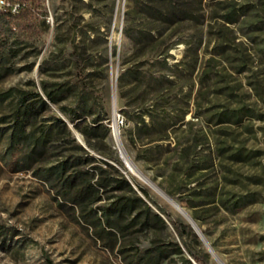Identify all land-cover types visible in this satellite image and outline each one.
<instances>
[{"label": "rangeland", "instance_id": "1", "mask_svg": "<svg viewBox=\"0 0 264 264\" xmlns=\"http://www.w3.org/2000/svg\"><path fill=\"white\" fill-rule=\"evenodd\" d=\"M5 1L0 264H133L138 250L153 240L183 243L173 220L195 234L186 239L197 256L220 264L186 216L126 165L112 127L114 91L119 135L138 168L172 193L225 264H264V0H188L194 18L175 23L150 19L145 4L152 0ZM42 80L64 84L59 104L108 111L107 143L123 166L114 164L135 187L148 189L166 225L146 227L141 216L114 230L96 219V208L121 192H103L101 201L81 209L58 191L56 179L40 175L64 158L62 148L29 159L10 133L18 90L43 95ZM140 97L155 101L160 113L154 129L132 141L129 116ZM165 110L170 133L162 138ZM52 113L63 116L50 103V110L39 109L38 123H47ZM185 254L200 264L186 249Z\"/></svg>", "mask_w": 264, "mask_h": 264}, {"label": "trees", "instance_id": "2", "mask_svg": "<svg viewBox=\"0 0 264 264\" xmlns=\"http://www.w3.org/2000/svg\"><path fill=\"white\" fill-rule=\"evenodd\" d=\"M146 3V13L152 20L175 23L194 18V8L188 0H152ZM9 13L11 14V10ZM74 47V51L77 52V46ZM163 59L167 67V55ZM169 75L170 72L165 73L166 81H172ZM124 78L125 72H122L119 76L120 85L123 84ZM32 85L35 86V83L32 82ZM41 88L43 95L34 89L18 90V103L11 112L14 119L10 133L12 141L18 140V143L27 150L29 159L39 157L37 159L41 160L49 155L52 148H62L60 155L64 158L45 166L42 169L44 172L40 175L44 174L48 181L56 179L59 183L58 191L81 209L101 201L103 192L110 190L121 192L110 196L106 204L96 208L97 212L101 211V215L96 214V219L114 230L122 229L120 225L126 219L130 220L125 227L132 226L141 216L146 227L158 222L166 225L160 212L153 210L149 202L151 199L148 189L140 184L135 187L114 164L116 161L123 166L122 161L107 143V137L111 132L108 111L95 112L91 106L81 102L59 104L64 97L63 83L48 84L42 80ZM1 98L2 96L1 101L5 99ZM149 101L140 97L131 111L129 118L133 120L134 127L128 131V135L132 141L142 139L144 132L154 129L156 117L160 112L156 102ZM50 103L56 104L63 116L52 113L47 123H38L39 109L50 110ZM161 114H163L161 137L164 138L170 133L169 116L167 110ZM69 122L82 135L83 144L77 140ZM149 143L143 142L142 145ZM168 193L172 195L169 191ZM172 225L183 243L176 240L168 242L153 240L149 247L138 250L133 264H193L192 259L186 256L185 249L200 264H208L205 259L195 254L187 242L186 237L195 234L191 230L186 231L185 224L178 220H173Z\"/></svg>", "mask_w": 264, "mask_h": 264}, {"label": "water", "instance_id": "3", "mask_svg": "<svg viewBox=\"0 0 264 264\" xmlns=\"http://www.w3.org/2000/svg\"><path fill=\"white\" fill-rule=\"evenodd\" d=\"M115 91L113 92L112 95V116H113V131L115 133V121H117V117H116V103H115ZM75 133V132H74ZM76 138L78 141H80L82 144L84 143L82 140V136L80 134H76ZM118 135H119V126H118ZM119 139H120V153L121 156L123 157L124 161L126 162V165L128 166V168H130V164L128 163L129 161L136 167V169L143 174L146 178H148L136 165V163L132 160V158L130 157V155L128 154L121 138L119 135ZM126 157V158H125ZM129 161H128V160ZM150 184L154 187V189H156L162 196H164L175 208H177L182 214H187L185 215L186 218H188V221L191 223L192 227L195 229V231L197 232V234L201 237L202 241L204 242V244L207 246V248L210 250L211 254L214 256V258L220 263V264H225L224 261L219 257V255L216 253V251L214 250L213 246L210 244V242L208 241V239L206 238V236L203 234V232L201 231V229L199 228V226L197 225L196 221L194 220V218H192V216L180 205L178 204L170 195H168L166 192H164L160 187H158L150 178H148Z\"/></svg>", "mask_w": 264, "mask_h": 264}, {"label": "bare ground", "instance_id": "4", "mask_svg": "<svg viewBox=\"0 0 264 264\" xmlns=\"http://www.w3.org/2000/svg\"><path fill=\"white\" fill-rule=\"evenodd\" d=\"M115 139H116V141H117V143H118V146H119V148H120V139H119V135H118V124H117V121H115ZM126 158V157H125ZM128 160V159H127ZM129 161V160H128ZM129 164H130V170L132 171V172H134L135 174H137V175H139V176H141L142 178H144L149 184H150V182H149V180H148V178H146L143 174H141L137 169H136V167L129 161L128 162ZM151 185V184H150ZM152 186V185H151ZM153 187V186H152ZM154 188V187H153ZM184 215H187V214H184ZM188 219V218H187Z\"/></svg>", "mask_w": 264, "mask_h": 264}, {"label": "built area", "instance_id": "5", "mask_svg": "<svg viewBox=\"0 0 264 264\" xmlns=\"http://www.w3.org/2000/svg\"><path fill=\"white\" fill-rule=\"evenodd\" d=\"M6 5V1L5 0H0V7L5 6Z\"/></svg>", "mask_w": 264, "mask_h": 264}]
</instances>
